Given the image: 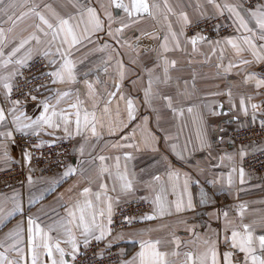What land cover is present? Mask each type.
<instances>
[{"label": "crops", "instance_id": "1", "mask_svg": "<svg viewBox=\"0 0 264 264\" xmlns=\"http://www.w3.org/2000/svg\"><path fill=\"white\" fill-rule=\"evenodd\" d=\"M256 1V4L250 7L246 0H217L221 4L240 5L241 15L244 16L248 27L257 33L256 36L241 28L235 17L225 11L223 14L230 18L232 30L220 38L198 39L194 51L192 37L186 34V27L203 18L220 15L207 0H148L150 5L157 4L159 7L151 9V16L137 14L131 19L123 9L111 6L110 0H31L32 3L41 5L40 10L54 24L56 20L43 8L44 4L51 5L61 17H73L71 23L74 27L79 25L78 33H82L85 27L90 28L86 8L94 7L103 21V29L91 35V42L85 40L83 44L72 49L70 58L76 63L77 83L61 85L52 84L50 81L38 94L39 99L53 97L51 102L55 103L57 91L72 93L61 101L57 110L65 109L73 114L70 129L73 135H65L63 124L58 130L42 129L39 135L33 134L31 130H27L28 134L16 132L12 127L11 116L5 125L0 126V131L11 130L13 136H33L38 144L43 142L42 145L60 139L72 142V160L67 166L51 175L32 177V184H29L27 179L24 184L0 191V206L5 207L6 211L13 205L5 198L14 194L18 196L24 209L22 213H16L0 223V245H3L0 246V253H4L10 260L19 258L16 252L6 249L13 243L9 235L22 229V255L25 256L27 264H31L30 257L27 256L28 217L32 216L47 230L50 226L56 227L65 221L68 218L66 209L77 201L83 205L85 200H90L93 211H98L96 193H100L99 208L105 207L106 196L112 197L113 210L121 204L137 201L147 202L149 207L139 226L111 237V247L121 253V260L117 264L132 261L140 251L141 241L157 240L160 241L159 250L168 253L167 258L173 264H191V261L187 260V253H192L199 264V257L213 242L219 253V264H223L225 252L232 253V264H245L244 253L231 246V232L237 230L243 234V225L247 224L254 236L264 235V173L243 168L239 153L243 150L245 157L264 150V139L257 144L244 143L236 147L231 144L230 135L232 131L243 127L248 118L253 119V115L256 123L261 124V121H264V87L256 86L258 80L264 81V61H257L243 40L245 36L250 37L257 45V51L264 55V49L259 47L264 45V40L258 38L260 30L249 12L264 8V0ZM122 3L127 5L130 0H122ZM101 4L105 5L104 9L100 8ZM108 12L112 17V36L108 34ZM182 12L187 14V24L180 15ZM37 23L39 21L29 15L18 20L15 26H0L5 29L12 27V33L8 34L9 40L18 43L35 30L34 25ZM122 23L128 24L129 27L119 34L115 33V29L121 27ZM172 33H175V39ZM229 39L244 49L240 55L228 44ZM41 40L45 43L37 45L33 42L30 45L33 48L32 60L43 57L41 53L48 49L46 41L51 40V35H41ZM105 45L107 47H104ZM164 45L168 51L164 50ZM9 50L10 48L5 49V57ZM55 51L53 46L51 52L55 54ZM52 58H55L57 63L60 62L59 56L50 55L46 59L49 61ZM165 59L169 62L167 74L164 71ZM242 60H248L250 63L243 64ZM172 61H175L174 67ZM118 62L124 66L122 80ZM12 67L9 65L8 69L0 68V74L11 71ZM50 67L53 70L51 65ZM84 73H87V76ZM249 76L252 78L246 80ZM166 77L167 82L164 83ZM149 79L153 81V95L146 98L145 89ZM84 80L92 82L97 89L98 97L95 101L90 98ZM115 84L120 85L119 91ZM109 92H116L117 95L111 98L110 112L104 117V127L97 126L98 137H92L90 131L76 135L75 109L69 105L75 103L79 95L82 101L81 112L85 109L93 111L95 102L99 116L107 103ZM121 96L124 99H121ZM164 96L170 97V106L168 101L162 98ZM128 99L133 101L135 108V119L131 121L127 115ZM241 99L244 100L247 114L241 107ZM4 100L3 91L0 90V107L5 109ZM252 104L259 107L253 110ZM41 110L36 101L22 104L20 108V111L33 119ZM109 127L116 129L114 133H109ZM201 140L204 142L203 146ZM117 144L134 146L113 147ZM81 145H84L83 155L79 152ZM127 155H130L131 159H126ZM100 156H104L105 160L101 161ZM117 157L121 172L127 169L129 174H135L132 192H120L119 182L115 178ZM14 161L25 163L12 139L0 138V172L7 170ZM81 161L84 163L81 164ZM69 165L78 169L76 175L61 178ZM101 167L109 170L102 176ZM241 167L244 170L243 183L239 174ZM169 171L179 174V195L184 202V210L181 212L175 210L173 201L177 196L172 192ZM157 175L161 177L160 182L152 179ZM185 178L189 181L187 193L183 192ZM101 184L106 188L101 189ZM160 184L164 187L162 193L159 191ZM84 187L90 188L86 196L82 195ZM113 188L116 191H113ZM157 194L161 195L166 204L163 215L156 208ZM189 197L192 202L190 209L187 207ZM32 198L37 202L30 205L29 200ZM150 216L154 218L148 219ZM97 222L109 229L106 213L102 218L98 216ZM73 231L80 242V253L85 247L83 236L80 234L82 229L78 230L73 226ZM50 235L53 242L66 239L63 230L59 228ZM119 236L123 239H115ZM93 240L95 239H91ZM61 247L71 251L68 245L61 243ZM256 247L259 254L258 243ZM173 252L178 255L173 256ZM65 260L70 264L72 257L66 255Z\"/></svg>", "mask_w": 264, "mask_h": 264}, {"label": "snow or ice", "instance_id": "2", "mask_svg": "<svg viewBox=\"0 0 264 264\" xmlns=\"http://www.w3.org/2000/svg\"><path fill=\"white\" fill-rule=\"evenodd\" d=\"M209 5H212L220 15H223L225 11L231 13L235 17V21L239 23L240 27L245 31L252 33L253 36H256L257 33L253 32L251 28L248 27V23L246 22L244 16L241 15L240 5L231 4V3H219L217 0H207ZM111 6L115 8L123 9L129 19L133 18L137 14H147L152 15V8L159 7L157 4H149L148 0H130L129 4L122 3V0H110ZM167 7V4H165ZM199 7V5H198ZM43 8L47 9L51 15L56 20V23L50 22L49 18L40 10L41 5L32 3L31 0H0V25L2 24H11L12 26L16 25L18 20L23 19L26 16L32 15L34 16L39 23L34 25L35 30L23 40H20L16 43L13 40H9V35L12 33L13 28L9 27L5 29L3 26H0V57H5V49L10 48L7 51L6 57L4 59H0V68L8 69L9 65H12L11 71H6L3 74H0V90L3 91L4 98L9 101L12 105L11 108L6 112L3 107H0V126L5 125L9 116H11L12 127L16 132L27 133V130H31L33 134L39 135L40 130L42 129H53L58 130L61 128L63 124V130L66 136H71L73 133L70 131L72 126V113H68L65 109L57 110L58 105L62 100L68 98L72 95L70 91H57L55 96V103H52L53 97H45L44 99H39L37 95L33 93H39L41 88H46L47 85L44 83L35 84L29 87L27 92H24V100H28L29 98L32 101H36L38 107L42 110L40 114L33 119L26 115L25 112L20 111L22 102L20 99H12V94L14 90H22L21 85L18 83V78L23 76L22 69L29 67V61L32 60L33 57V48L30 46L33 42L35 44L40 45L41 43H45V41L41 40V35L43 37H48L51 35V40L46 41L48 45V49L43 51L41 55L45 58L52 55L53 57L59 56L60 62L57 63L55 58H52L48 61L49 65L52 66L53 70L49 72L42 73V75L48 79H50L52 84H67L72 85L77 83V68L76 63L70 58L72 55V49L76 48L77 45L83 44L85 40L91 42V35L103 29V21L98 15V11L94 7L86 8V14L88 17V25L89 27H85L82 33H78L77 29L79 25L74 27L71 23L73 17L69 16L67 18L59 16L49 4H44ZM101 9L105 8L104 4L100 5ZM26 9V11H25ZM171 11V9H169ZM252 18L255 19V23L257 28L260 30L258 33V38L260 40H264V8L257 10H249ZM83 16L84 13H81ZM181 17L183 18L185 24H187L188 17L186 13H181ZM107 18L109 20V35L112 36L113 32L111 31V13H107ZM135 21H133L134 23ZM129 27L128 24L122 23L121 27L115 29V33L119 34L123 31L124 28ZM183 34V33H181ZM173 39H175V33H172ZM167 39V38H166ZM204 40L206 37H192L191 43L193 44V50L195 51V45L197 40ZM244 44L252 50V55L256 58L257 61H264V55H261L260 52L257 51V45L254 41L248 37H243ZM59 42V43H57ZM228 44L231 45L233 49L236 50V54L240 55L241 52L244 51L237 43L233 40L229 39ZM217 43H219L217 41ZM28 46V47H26ZM55 46L56 51L55 54L51 52V48ZM66 46V47H65ZM177 43V47H178ZM104 47H107L105 45ZM129 47H133L129 45ZM165 51H168L166 45L163 46ZM261 49H264V45L259 46ZM168 61L164 60V71L167 74V65ZM172 66H175V61H172ZM241 63L248 64L250 61L242 60ZM119 64V75L121 80L124 78L123 64L118 62ZM235 66V65H233ZM219 67V65H218ZM107 71V68H105ZM87 76V73H84ZM252 77H246L247 79H251ZM159 80V77H157ZM167 82V77L163 81ZM29 81L25 79V84H28ZM99 83V81H97ZM84 84L87 86L89 91L90 98L95 101L98 97L97 89L94 87L92 82L88 80H84ZM259 87H264V81H257V85ZM117 91H119V84H115ZM153 81L149 79L148 87L145 89V97L149 98L153 95ZM116 92L108 93V100L103 109L100 112V115H97V104L93 103V111H88L87 109L81 112V104L82 101L79 99V95H77V99L75 103L69 105L70 108L75 109V134L81 135L82 133H86L88 131L91 132L92 137H98L99 133L97 131V126L103 128L104 127V117L110 112L111 98L116 96ZM163 99L167 100L169 106L171 105L170 97L164 96ZM121 99H124L121 96ZM127 104V115L128 120L135 119V108L133 101L128 99L126 101ZM241 107L244 109L245 114H247V109L244 104V100L241 99ZM252 109L255 110L259 107L257 104L251 105ZM191 111V109H189ZM147 119V118H145ZM253 120H255V115H253ZM262 126H264V121H261ZM126 126V125H124ZM116 129L109 127V133H114ZM13 137V131H0V138L4 140H11ZM87 139V138H86ZM123 139H128V137H123ZM43 142L40 144L34 145V147H41ZM204 142L201 140V145L203 146ZM134 145H113V147H133ZM175 148V146H173ZM84 145H81L79 148V152L83 155ZM241 159H243L245 152L243 150L239 153ZM6 156V153H5ZM182 158V157H181ZM23 159L25 164H29L32 157L31 153L26 149L23 153ZM99 159L101 161L105 160L104 156H100ZM126 159H131L130 155L126 156ZM231 159V157H229ZM119 157H117V165H116V173L115 178L119 182L120 192L122 194L132 192L133 182L136 179L135 174H129L127 169L124 172L119 170ZM84 162L81 161V164ZM235 171V169H233ZM78 169L69 165L66 170L63 172L61 178H66L69 176L76 175ZM108 168L101 167L100 175L102 176L105 172H108ZM240 181L244 182V170L241 167L239 170ZM81 175H83V171H81ZM169 180L172 181V192L173 195L177 196V199L173 201L175 205L176 212H181L184 210V202L183 199L180 198L179 195V174L173 171L168 172ZM153 181L160 182V176H153ZM29 184L33 183L32 177H28ZM59 181H56L58 183ZM188 179L185 178L183 184V192L187 193L188 190ZM229 184H231V177H229ZM101 189H105L106 186L104 184L100 185ZM113 191H116L113 188ZM159 191L162 193L164 191L163 184H160ZM90 192V188L84 187L82 195H87ZM6 200H10L13 207L10 210L5 209V207L0 206V223H3L7 218L13 216L16 213H22L23 207L22 204L16 194H14L10 198H5ZM101 200L100 193H96V201H97V209L98 211H93V204L90 200H85L83 205L79 201H77L72 207L66 209L67 211V219L63 222H60L56 227H49L47 230L41 227L37 220L32 216L28 217V236H27V256L30 257L31 264H68L65 260L66 255H70L73 261L76 260L77 255L79 254L80 242L78 241L76 235L73 231V226L76 229L81 230V236H83V245L87 247L91 239H95L96 241L104 240L107 236L111 235V229H107L104 224L97 222V217H104L105 213L107 214L108 224L112 222V211H113V203L112 197H105V207L99 208V202ZM37 200L32 198L29 200V204H35ZM155 204L157 211L161 215H163L166 211V204L162 201L161 195L157 194L155 198ZM187 207L190 209L192 207L191 198L189 197ZM243 207V206H241ZM225 215H227L225 213ZM154 217H148V219H152ZM126 220L130 222V218L125 217ZM57 228L63 230V234L66 237L64 240H55L53 242V238L50 235L51 232L56 231ZM22 229L15 231L9 235V239L13 241V243L9 246L6 251L11 250L17 253L18 259L10 260L5 256L4 253H0V264H27V260L25 256L22 255L24 253V248L20 247L23 243L21 238ZM98 232V234H96ZM115 239H123L122 236L116 237ZM61 243L70 246L71 251H67L66 248L61 247ZM207 244L208 242L205 241ZM259 245V254H257V247ZM160 241H141L140 242V251L137 253V256L133 258L132 261H124L123 264H173L167 257L168 253L162 252L159 250L158 245ZM3 246V245H0ZM111 246V241L107 245ZM231 246L233 249H238L240 252L244 253L245 256V264H264V235L254 236L253 232L250 230L249 225H243V234L240 231L233 230L231 232ZM173 256L178 255L177 252L172 253ZM187 260L191 261V264H197V258L193 256L192 253H187ZM42 257H46V259H42ZM219 253L216 249L215 242L210 244L207 247V250L204 254L199 257V264H219ZM232 253L225 252L223 256V264H232Z\"/></svg>", "mask_w": 264, "mask_h": 264}, {"label": "built area", "instance_id": "3", "mask_svg": "<svg viewBox=\"0 0 264 264\" xmlns=\"http://www.w3.org/2000/svg\"><path fill=\"white\" fill-rule=\"evenodd\" d=\"M256 0H246L248 6L256 4ZM232 30L230 18L226 15H215L203 18L186 27L185 32L188 36H201L207 39L220 38ZM51 71L48 60L45 57H36L29 62V67L22 69L23 76L18 78L22 90H14L12 99H20L22 104L32 100H24V92L35 84H48L50 79L44 77L42 73ZM25 79L29 81L25 84ZM39 93H33L38 96ZM6 110L12 105L4 100ZM231 144L240 146L244 143L257 144L264 139V126L256 123L252 118L246 120V124L231 132ZM18 152L23 155L27 149L31 153L29 164L14 161L11 166L0 172V191H5L14 186L24 184L28 177H39L51 175L65 166L72 160V142L67 139H60L41 147H34L38 142L33 136L16 134L12 138ZM242 166L248 171L264 173V150L245 156L242 159ZM149 211L148 203L144 201L127 202L114 208L112 212V222L109 224L111 235L101 241L93 240L87 247L77 255L75 261L70 264H117L121 260V253L116 248L108 247L113 236L128 231L139 226ZM130 218V222L125 219Z\"/></svg>", "mask_w": 264, "mask_h": 264}]
</instances>
